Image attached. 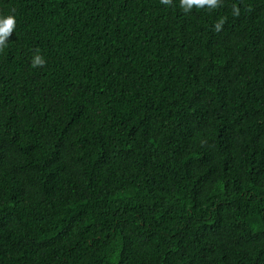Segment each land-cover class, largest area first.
I'll list each match as a JSON object with an SVG mask.
<instances>
[{
	"label": "trees",
	"instance_id": "16d2710c",
	"mask_svg": "<svg viewBox=\"0 0 264 264\" xmlns=\"http://www.w3.org/2000/svg\"><path fill=\"white\" fill-rule=\"evenodd\" d=\"M9 14L0 264H264V0Z\"/></svg>",
	"mask_w": 264,
	"mask_h": 264
},
{
	"label": "clouds",
	"instance_id": "9594fccd",
	"mask_svg": "<svg viewBox=\"0 0 264 264\" xmlns=\"http://www.w3.org/2000/svg\"><path fill=\"white\" fill-rule=\"evenodd\" d=\"M161 3L164 5H170L172 0H161ZM223 3V0H179V7L184 12H190L193 8L196 9H208L215 10L220 7ZM14 11V10H13ZM236 10L234 9V12ZM224 23L223 18H221L215 25V31H220ZM16 27V18L14 15H0V50H3L8 44V38L14 32ZM46 60L43 55L40 54L39 50L31 58V67H44Z\"/></svg>",
	"mask_w": 264,
	"mask_h": 264
}]
</instances>
